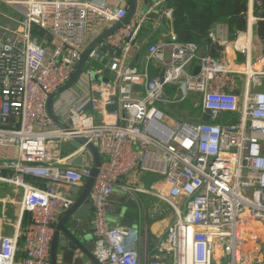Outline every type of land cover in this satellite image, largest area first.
<instances>
[{"label":"built area","instance_id":"obj_1","mask_svg":"<svg viewBox=\"0 0 264 264\" xmlns=\"http://www.w3.org/2000/svg\"><path fill=\"white\" fill-rule=\"evenodd\" d=\"M0 4L21 12L18 18L7 17L15 27L0 24V183L21 189L20 213L29 215L25 228L0 235V264H49L54 226L74 202L72 189L82 187L92 172L91 161L78 167L67 161L83 153L85 144L62 154L79 137L91 142L101 158L89 193L92 255L100 264L259 263L264 90L254 87L264 76V53L253 54V27L264 20V0H250L247 27L231 41L221 25L213 26L206 51L198 43L179 41L171 29L154 43L138 41L150 12L136 10L90 51L75 83L54 98V115L66 128L47 116V98L71 78L92 36L126 16L127 0ZM0 15L5 14L0 10ZM171 17L172 8L165 6L152 20V32ZM34 28L44 32L41 40ZM229 44L245 61H229ZM211 45L220 47L218 56L208 51ZM140 56L143 65L137 67L133 59ZM150 65L160 74L151 76ZM105 70L110 78H93V71L103 75ZM237 77L243 78L239 92ZM165 83L181 88L179 101L193 97V106L201 107L198 117L175 120L165 114L159 106L168 102L166 95L159 99ZM207 110L209 121L204 122ZM134 170L154 177L149 189L120 182ZM27 176L42 178L46 185L33 184ZM115 186L139 206L144 203L136 201V193L151 192L173 211L174 221L154 252L139 251L134 226L109 221ZM19 250L24 255L17 260Z\"/></svg>","mask_w":264,"mask_h":264},{"label":"crops","instance_id":"obj_2","mask_svg":"<svg viewBox=\"0 0 264 264\" xmlns=\"http://www.w3.org/2000/svg\"><path fill=\"white\" fill-rule=\"evenodd\" d=\"M164 3H165L164 0H142V5L139 6V8L137 10L140 13H144V12L149 11L150 12L149 13L150 14L149 15L150 20L145 22L143 28L141 29V31L137 35L138 41H142L146 38H150L148 44H151V43L156 42L159 38L166 37L167 32L170 30V21H165L163 23L162 27L154 33L151 30L152 29V20L156 19L158 14L165 8ZM249 3H250V0H248L247 9H248ZM158 4L161 5L160 10L157 12L153 11L155 9L156 5H158ZM127 5H128V2H127ZM19 9L21 10L22 7H19ZM0 10L3 11L5 14V15H0L1 18L3 19V21L5 23H8L9 25H11V27H15L16 23L14 21H10L7 17L18 18V17H20L21 12L14 9V7H8V6L2 5V4H0ZM246 12H247V10H246ZM245 17H246V13H245ZM246 23H247V18H246ZM255 24H254V26H255ZM219 25L222 26L226 36L231 41L234 37L230 38V35L228 32V26L224 23H219ZM99 34L100 33H97L95 36H92V37H97ZM255 36H256V34L254 32V27H253V37H254L253 38V51H255L259 55V53H263V48H264L263 40L264 39L261 40L260 38H258L257 36L255 37ZM255 38H257L258 46L255 45ZM207 44L208 43L200 45L203 47L204 51H206L205 46ZM211 47H212V45L210 46L208 51L211 54L218 56L220 47L217 46L218 48L216 50H214L213 52L211 51ZM226 51H227V55L229 57L230 62H234L233 60H238L240 62L245 61V56L238 53V52H235V50L232 47V44H229L227 46ZM133 63L137 67H141L143 65V57L140 56L138 59L136 57H134ZM257 65L261 66V64H257ZM262 66L264 68V64ZM149 74L151 76L159 75L160 70H159V68L155 67L154 65H150L149 66ZM103 75L110 78V74L108 72L106 74L103 73ZM242 81H243L242 77L236 78L237 85H239V88L238 87L236 88V90L238 92L242 90V85H241ZM256 88L257 87L255 84L254 90H257ZM223 116L224 115H222L221 117H223ZM195 117H198V115ZM67 147H70V146L67 145ZM73 158L74 157H71L67 161L69 162V164H71V166L73 165V166L78 167L79 165H74V161H72ZM84 161H86V160H84ZM153 179H154V177L150 174H146V173L141 172L139 170H134L126 178H121L120 182L121 183H128L135 188L143 187V188L149 189V185L151 184V181ZM27 180L33 184H37L40 186L46 185L45 184L46 181L42 178H39V177L27 176ZM115 188H117V189H115ZM113 193L126 194L123 192V190L119 186L114 187ZM136 194H137L136 201H139V199L142 200L144 203L143 207L139 206L138 202H136L137 207H135V209L129 208L126 211H124V214H122L120 216L117 215L119 217V219H121V221L120 222L118 220L112 221V223H115V224L126 223V224H131L132 226H134L136 228L137 234H138L137 244H138L139 251L141 253L145 252V253L149 254V253H152L156 250V247L158 246V243L160 240V236L166 231L169 218L166 217V215L163 216V214L161 213L162 203H160L158 201V198L153 193L149 192L147 194H144V193L139 192ZM136 194H134V195H136ZM126 195H127V197H132L129 194H126ZM21 197H22V191L19 187H16V186L11 185V184L0 183V235H10V236L14 235L17 229H22L23 226L28 224L29 215L25 214V216H24V215H21V213H20ZM110 204L116 205L117 201L112 200V201H110ZM145 208H147L148 211L149 210L150 211L155 210V212H159L160 214L155 215L156 216V217H154L155 220H154V218L152 219V217H150V216H145V217L141 218L140 214H138V212H141V210H143ZM263 229H264V225H263ZM151 237H152V240H150ZM263 245H264V240L262 241L260 253H261ZM257 264H263L262 259L260 257V254H259V263H257Z\"/></svg>","mask_w":264,"mask_h":264},{"label":"water","instance_id":"obj_3","mask_svg":"<svg viewBox=\"0 0 264 264\" xmlns=\"http://www.w3.org/2000/svg\"><path fill=\"white\" fill-rule=\"evenodd\" d=\"M128 11L124 18L114 23L110 27L102 31L95 39H93L82 51L80 59L77 62L74 73L71 78L62 86L58 87L55 91L49 94L46 101L47 116L60 128H66L67 125L63 124L55 115L52 109V102L54 98L63 90L71 86L78 79L84 64L87 60L90 51L108 35L116 31L123 24L127 23L135 14L138 4L137 0H127ZM165 4V3H164ZM264 44V40H263ZM218 47L212 45L211 51L213 52ZM108 51L113 52L110 47L106 48ZM101 51H105L104 48H100ZM118 55V52H115ZM199 71V66H195L193 74ZM107 70L104 71V74ZM171 83H165V87H171ZM182 96L181 88H178L174 97L175 101H179ZM165 98V94L162 93L159 96L160 100ZM109 111L114 110V106L107 107ZM201 120L204 122L209 121V111H205ZM76 141L85 144L86 151L90 155L92 163V172L90 177L85 181L82 187H74L72 192L74 194V202L69 209H67L57 220L50 242V259L49 264H100L97 259L92 255V249L94 247L93 237L90 230V212L91 203L89 200V193L94 183L95 177L98 172V168L101 163L100 155L97 149L91 142H88L85 138L79 137ZM117 201V204H110L107 206V210L113 215H122L127 209H135L137 207L136 202L127 197L126 194L112 193L110 201Z\"/></svg>","mask_w":264,"mask_h":264},{"label":"trees","instance_id":"obj_4","mask_svg":"<svg viewBox=\"0 0 264 264\" xmlns=\"http://www.w3.org/2000/svg\"><path fill=\"white\" fill-rule=\"evenodd\" d=\"M164 2L166 7L172 8L170 29L179 41L203 45L209 42L208 33L216 24H226L230 38H233L237 31L245 30L247 26L245 13L248 0H164ZM33 32L39 40L42 39L44 32L41 29L34 28ZM254 32L258 38L264 39V20L257 21ZM67 145L70 146L66 144L62 153L65 156L71 152ZM26 226L27 224L23 228ZM23 255L19 250L16 259Z\"/></svg>","mask_w":264,"mask_h":264},{"label":"rangeland","instance_id":"obj_5","mask_svg":"<svg viewBox=\"0 0 264 264\" xmlns=\"http://www.w3.org/2000/svg\"><path fill=\"white\" fill-rule=\"evenodd\" d=\"M161 8V5L158 4L156 5L155 9L153 11L157 12L159 11ZM0 24H5L8 25V23H5L3 21V19L0 17ZM11 26V25H10ZM256 37V36H255ZM255 45L258 46V41L257 38H255ZM254 55L256 56V52L253 51ZM254 59H256L254 57ZM93 78L95 80H99V81H105L107 79L106 76L98 74L97 72L93 71ZM256 89L257 90H264V76H259L258 81H256ZM165 95L167 96V100L168 102H164V101H160L159 102V106L160 108H162V110L165 112V114L167 116H169L170 118H173L175 120H188L190 118H195V115H198L201 111V107H194L193 106V97H188L185 100L182 101H175L174 97H175V92H176V87L175 86H171V87H165L163 89ZM182 114V115H181ZM80 142L73 140L70 143V149L71 151L77 149L80 146ZM90 155L89 153L85 150L83 153L76 155L72 161H74V165H81L84 160L86 161H90ZM117 189V188H115ZM118 191V190H117ZM161 213L163 214V216L166 215V217H168V226L171 225L174 221V213L173 211L169 208V206L165 203L162 204V210ZM138 214H140V217L143 218L145 216H150L152 217V219L154 217H156V214H160L159 212H155L154 211H148L147 208L141 210V212H138ZM108 219L110 222L112 221H121V219H119V217L117 215H113V214H108ZM155 220V218H154ZM140 223V222H139ZM127 226V225H125ZM167 226V227H168ZM150 240H152V237L150 238ZM260 257L262 259V262L264 264V245L262 247L261 253H260Z\"/></svg>","mask_w":264,"mask_h":264},{"label":"bare ground","instance_id":"obj_6","mask_svg":"<svg viewBox=\"0 0 264 264\" xmlns=\"http://www.w3.org/2000/svg\"><path fill=\"white\" fill-rule=\"evenodd\" d=\"M164 245V244H163Z\"/></svg>","mask_w":264,"mask_h":264}]
</instances>
